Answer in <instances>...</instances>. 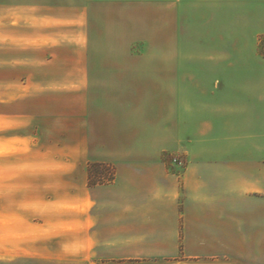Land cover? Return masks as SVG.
<instances>
[{"label":"crops","instance_id":"0c3cea01","mask_svg":"<svg viewBox=\"0 0 264 264\" xmlns=\"http://www.w3.org/2000/svg\"><path fill=\"white\" fill-rule=\"evenodd\" d=\"M144 4L0 0V41L72 46L37 68L55 78L0 99V148L14 149L0 154L5 228L78 263L264 264V0H152L151 54L167 59L138 63L145 38L131 39L125 10ZM99 5L109 12L96 23ZM194 5L203 79L168 62ZM89 163L111 165L113 179L89 185Z\"/></svg>","mask_w":264,"mask_h":264},{"label":"rangeland","instance_id":"374dc122","mask_svg":"<svg viewBox=\"0 0 264 264\" xmlns=\"http://www.w3.org/2000/svg\"><path fill=\"white\" fill-rule=\"evenodd\" d=\"M102 1V0H101ZM131 1V0H127ZM144 6L142 8L137 7H127L125 11L128 13V21L132 23V26L137 25L138 29L141 27V31L135 33L134 26L132 30H130L131 39L134 41L136 37L142 35L144 36V45L145 49L142 60L139 58L133 60V62L138 63H152L161 61V59H167V56H155L151 54L153 48V41L151 38V29H150V18L152 13L151 1L152 0H143ZM191 2V1H190ZM198 4V1H195L194 4ZM181 15H187L189 13L190 22L189 25L184 24L182 17L180 24L177 22V38L175 43L176 54L174 56L169 57V61L171 63L176 64H186L190 66L191 73L193 78L203 79V24L199 22V15H202L203 11L199 10V7L194 5L193 8L189 6L188 9H181ZM108 9L104 8L102 5L92 8L91 11V19L94 22H100L103 20V17L108 15ZM137 22V23H135ZM135 23V24H134ZM141 24V25H140ZM103 26V24H100ZM103 28V27H102ZM131 29V27H129ZM61 31H57L54 28H47L43 31L46 33L54 34L61 33L64 37H70L73 33L72 29H58ZM178 30H181V36L179 37ZM184 34L187 36V39L184 38ZM101 38L97 35L93 34V40L91 41V45L93 47H101L104 46V40H100ZM62 45V44H61ZM55 45L51 48V50L62 51L63 49L70 50L72 48L71 45L64 46ZM261 51L264 53V39H260ZM138 47L140 44H135L132 42V45L128 46L131 51H138ZM24 48L21 44L14 43L8 45V43L0 41V99H7L10 97L20 96L22 94V89L24 81L33 82L35 80L40 79H53L58 74V72L50 71L45 68L43 74L37 73V68L39 66H46L45 60H50L55 57L57 63L62 62V57H59L56 53L51 54L44 47H31ZM37 49V52H33V50ZM50 50V49H49ZM36 51V50H35ZM60 60V61H59ZM25 67V68H24ZM43 77V78H42ZM192 95L202 94L199 89L192 88L190 89ZM13 148H0V154L10 153L13 155ZM18 155V154H17ZM17 155L12 157L18 158ZM20 155V154H19ZM172 157H179L185 163V159L181 156H170L166 159L167 165L171 168L183 169L184 167H180L177 165L171 164ZM3 158V157H1ZM9 158V156L7 157ZM6 158V159H7ZM185 166V165H184ZM103 171V170H102ZM108 173L110 175L114 171L113 167L110 165L103 172V175ZM0 177H3L2 170H0ZM104 177V176H102ZM107 177L97 180V184H106L110 181L106 179ZM1 179V178H0ZM96 179V178H95ZM7 184L0 182V192L7 190ZM0 212H5L3 210V203L0 200ZM14 219V218H13ZM11 220V222L15 223V220ZM8 218L0 217V264H87L86 262L77 261L73 262L71 256L57 257V256H48L46 255L49 251L52 252L55 249L48 248H37V247H25L24 246V232L23 231H8L5 228L8 224ZM45 255H43V254Z\"/></svg>","mask_w":264,"mask_h":264},{"label":"trees","instance_id":"16d2710c","mask_svg":"<svg viewBox=\"0 0 264 264\" xmlns=\"http://www.w3.org/2000/svg\"><path fill=\"white\" fill-rule=\"evenodd\" d=\"M108 166L110 165H107L104 163H89V166H88L89 185H95L97 184V180H100V179L103 180V178L105 177H107L106 179L109 181L112 180L113 173H111L110 175H108V173L103 175V172L107 169Z\"/></svg>","mask_w":264,"mask_h":264},{"label":"built area","instance_id":"2783aa9c","mask_svg":"<svg viewBox=\"0 0 264 264\" xmlns=\"http://www.w3.org/2000/svg\"><path fill=\"white\" fill-rule=\"evenodd\" d=\"M171 164L177 165L180 167H184V165H185L184 161L182 159H180L179 157H172Z\"/></svg>","mask_w":264,"mask_h":264}]
</instances>
